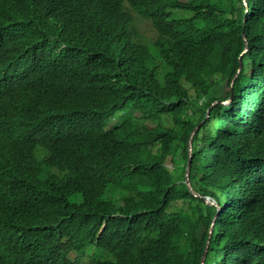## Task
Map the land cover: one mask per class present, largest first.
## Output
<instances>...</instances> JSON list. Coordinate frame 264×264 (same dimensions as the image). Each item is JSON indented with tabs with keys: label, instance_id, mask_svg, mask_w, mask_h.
Here are the masks:
<instances>
[{
	"label": "trees",
	"instance_id": "16d2710c",
	"mask_svg": "<svg viewBox=\"0 0 264 264\" xmlns=\"http://www.w3.org/2000/svg\"><path fill=\"white\" fill-rule=\"evenodd\" d=\"M0 264H264V0H0Z\"/></svg>",
	"mask_w": 264,
	"mask_h": 264
},
{
	"label": "rangeland",
	"instance_id": "374dc122",
	"mask_svg": "<svg viewBox=\"0 0 264 264\" xmlns=\"http://www.w3.org/2000/svg\"><path fill=\"white\" fill-rule=\"evenodd\" d=\"M180 11V10H179ZM184 13V12H183ZM188 13V12H187ZM184 13V14H187ZM176 14V10H174L173 15ZM189 15V13L187 14ZM141 24H143L140 29L142 31V35H144L145 37L149 38V39H153L156 35V32L154 31V29L151 27L150 23L146 20H142ZM234 80V79H233ZM209 200V199H208Z\"/></svg>",
	"mask_w": 264,
	"mask_h": 264
},
{
	"label": "bare ground",
	"instance_id": "6f19581e",
	"mask_svg": "<svg viewBox=\"0 0 264 264\" xmlns=\"http://www.w3.org/2000/svg\"><path fill=\"white\" fill-rule=\"evenodd\" d=\"M235 78V76L233 77V79ZM224 103H227V100L226 101H223ZM198 126H195L194 129L192 130V132L190 133V136H189V139H188V150L190 151L191 147H190V141H191V137H192V134L193 132L197 129ZM189 165L187 163V166H186V169H185V175H186V170H188V173H189ZM185 175H184V182H185ZM187 178H188V174H187ZM188 181H189V178H188ZM186 184V182H185ZM190 184V182H189ZM189 184H186L187 188L189 189V191L194 195V196H198V194L192 189L191 185ZM205 201H208V198L205 197ZM209 202V201H208ZM203 259V258H202Z\"/></svg>",
	"mask_w": 264,
	"mask_h": 264
},
{
	"label": "water",
	"instance_id": "95a60500",
	"mask_svg": "<svg viewBox=\"0 0 264 264\" xmlns=\"http://www.w3.org/2000/svg\"><path fill=\"white\" fill-rule=\"evenodd\" d=\"M238 71H239V68H238ZM237 71V72H238ZM236 76V75H235ZM187 174H188V170H186V175H185V182H186V184H189V181H188V178H187ZM190 185V184H189ZM192 192V191H191ZM193 193V192H192ZM211 230H212V228L210 227V229H209V232H211Z\"/></svg>",
	"mask_w": 264,
	"mask_h": 264
},
{
	"label": "clouds",
	"instance_id": "9594fccd",
	"mask_svg": "<svg viewBox=\"0 0 264 264\" xmlns=\"http://www.w3.org/2000/svg\"><path fill=\"white\" fill-rule=\"evenodd\" d=\"M242 3H244V4H245V2H242ZM239 70H240V67H239ZM230 99H231V97H229V100H228V101H230ZM222 100H223V101H226V99H225V98H222Z\"/></svg>",
	"mask_w": 264,
	"mask_h": 264
}]
</instances>
